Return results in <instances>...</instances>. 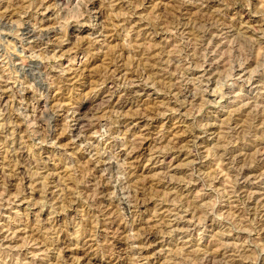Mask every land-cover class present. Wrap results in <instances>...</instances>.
Masks as SVG:
<instances>
[{
	"label": "rangeland",
	"instance_id": "374dc122",
	"mask_svg": "<svg viewBox=\"0 0 264 264\" xmlns=\"http://www.w3.org/2000/svg\"><path fill=\"white\" fill-rule=\"evenodd\" d=\"M205 1L0 0V264H264V0Z\"/></svg>",
	"mask_w": 264,
	"mask_h": 264
},
{
	"label": "bare ground",
	"instance_id": "6f19581e",
	"mask_svg": "<svg viewBox=\"0 0 264 264\" xmlns=\"http://www.w3.org/2000/svg\"><path fill=\"white\" fill-rule=\"evenodd\" d=\"M62 2H63V1H62ZM205 2H206L207 5H208V3H209L210 1L208 2V1L206 0ZM127 6H128V5H127ZM208 6H209V5H208ZM175 7H176V6H175ZM176 8H177L178 10H180V12H182V11H187V9L189 8V6H188V5H185V4H182L181 2H180V3L177 2V7H176ZM171 10H172V9H171ZM131 11H132V10H131ZM176 12H177V11H176ZM180 12H179V13H180ZM129 13H130V12H129ZM122 18H123V17H122ZM138 87H139V86H138ZM131 89H132V88H131ZM134 89H135V92L138 91V88H134ZM140 89H142V88H140ZM140 89H139V90H140ZM124 92H125V91H124ZM132 92H133V91H130L129 94L132 93ZM127 95H128V94H127ZM123 96H124V95H123ZM123 98H124V97H123ZM76 116H77V115H76ZM77 119H78V117H77ZM78 120L81 121L82 119H78ZM75 122H76V121H75ZM79 125H81V124H79ZM82 127H83V126H82ZM77 128H78V127H77ZM83 129H84V128H83ZM154 234H155V233H154ZM155 237H156L155 235L148 236V240L155 239Z\"/></svg>",
	"mask_w": 264,
	"mask_h": 264
}]
</instances>
